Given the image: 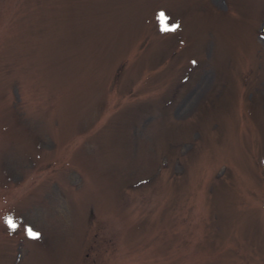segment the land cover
Returning a JSON list of instances; mask_svg holds the SVG:
<instances>
[{"label":"rangeland","instance_id":"obj_1","mask_svg":"<svg viewBox=\"0 0 264 264\" xmlns=\"http://www.w3.org/2000/svg\"><path fill=\"white\" fill-rule=\"evenodd\" d=\"M0 264H264V0H0Z\"/></svg>","mask_w":264,"mask_h":264},{"label":"snow or ice","instance_id":"obj_2","mask_svg":"<svg viewBox=\"0 0 264 264\" xmlns=\"http://www.w3.org/2000/svg\"><path fill=\"white\" fill-rule=\"evenodd\" d=\"M30 233L33 235V236H37L39 235V233H35V232H31V229H29Z\"/></svg>","mask_w":264,"mask_h":264}]
</instances>
